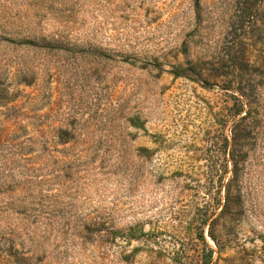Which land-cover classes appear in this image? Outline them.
<instances>
[{
	"label": "rangeland",
	"instance_id": "rangeland-1",
	"mask_svg": "<svg viewBox=\"0 0 264 264\" xmlns=\"http://www.w3.org/2000/svg\"><path fill=\"white\" fill-rule=\"evenodd\" d=\"M0 36V264H264V0H0Z\"/></svg>",
	"mask_w": 264,
	"mask_h": 264
},
{
	"label": "trees",
	"instance_id": "trees-1",
	"mask_svg": "<svg viewBox=\"0 0 264 264\" xmlns=\"http://www.w3.org/2000/svg\"><path fill=\"white\" fill-rule=\"evenodd\" d=\"M7 36H0V40H3V41H7V42H12L13 39H18L17 36H11L9 38H6ZM14 37V38H13ZM23 42H19L21 44H28L29 46H32V47H35V48H40L41 45L39 44V42H34L33 40H29V41H26V37H23ZM48 46H52V45H48L47 43L44 44V47H48ZM20 132V131H18ZM15 137L17 136V134H13ZM17 140V137L15 139H13V141H16ZM31 141L30 138H27L26 142H29ZM65 143V142H63ZM202 237V236H201ZM203 264H209V260H203Z\"/></svg>",
	"mask_w": 264,
	"mask_h": 264
}]
</instances>
